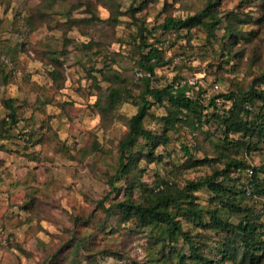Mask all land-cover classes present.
Instances as JSON below:
<instances>
[{
	"label": "rangeland",
	"instance_id": "rangeland-1",
	"mask_svg": "<svg viewBox=\"0 0 264 264\" xmlns=\"http://www.w3.org/2000/svg\"><path fill=\"white\" fill-rule=\"evenodd\" d=\"M209 3L212 13L200 22L147 34L172 59L156 68L154 83L187 78L195 91L239 98L256 86L264 91V0H0V54L10 64L0 63V264H177L189 252L184 236L220 259L216 248L230 234L212 227L215 208L231 223L250 213L264 242V195L244 193L253 168L262 169L264 187L260 98L244 117L259 132L247 135L224 133L219 108L198 124L166 98L151 103L142 121L151 137L136 136L129 171L114 176L143 88L134 73L141 22L185 19ZM231 160L245 167L217 177L231 188L224 201L207 186L187 189ZM157 185L165 200L176 198L168 201L184 232L176 242L166 225L147 224L122 205L152 204ZM187 206L198 209L203 225L183 213ZM257 253L255 264H264V249ZM241 255L211 264H250Z\"/></svg>",
	"mask_w": 264,
	"mask_h": 264
},
{
	"label": "trees",
	"instance_id": "trees-1",
	"mask_svg": "<svg viewBox=\"0 0 264 264\" xmlns=\"http://www.w3.org/2000/svg\"><path fill=\"white\" fill-rule=\"evenodd\" d=\"M211 5L212 4L209 3L207 7L201 9L195 15L189 16L185 19L169 16L166 17L162 23L152 27H148L145 22H141L139 32L136 35V47L140 51V57L136 60L137 66L134 73L136 75L137 72L141 73L137 76L142 81L143 88L139 94L140 104L138 111L130 117L126 138L120 144L119 168L114 176H120L129 171L128 163L133 159L132 146L136 136L147 135L148 137H151L149 132L142 126V121L147 114L148 107L151 103H162L165 98L170 105L188 110L192 116L195 117L198 124L201 123L203 116L208 115V112H206L207 110L211 108L213 110L219 108V112L215 113V115L220 119L221 123L227 124L224 133H227L228 130H243V135H247L250 132H259L258 127L260 125H258V123L251 121L249 124L248 121L244 119V117L249 114V111H253L252 105H250L249 102L253 101L254 98L264 100V91L259 86L252 88L249 92L239 98L232 91L210 93L203 87H200L195 91L193 84H190L188 81L183 82V80L178 82L175 79L163 87H159L154 83L156 68L161 64L172 63V59L164 55L162 48L159 44H157L158 42L160 43L159 40L147 42V34H153L157 32L158 29L162 32H169L172 31V29L179 28L181 26L190 27L194 23L200 22L202 17L212 13L210 7ZM142 48L148 49L146 52H141ZM9 65V60L8 62L1 64V66L4 67ZM8 73L10 72L8 71ZM262 77L264 79V72L262 73ZM221 100H223V104L221 106H224V102L226 101L230 102L227 109L224 107L220 109V107H218ZM6 105L10 109L8 117L15 121V107L10 101H8ZM259 120L262 121L263 117L261 116ZM237 143H239V145H245V143L240 140H237ZM150 154L151 152H149V155ZM152 157L153 156L151 155V158ZM243 166L245 167L244 162L241 161H227L224 168L220 170L215 169L211 174L200 177L198 181L189 182L187 189H196L200 186H207L215 193L216 197H218L220 201H224V194L231 191V188L225 187L222 180H218L217 177H226L228 175V171L232 167L243 169ZM259 170L258 168H253L251 170L249 184L244 189L245 194L264 195V187L261 186L260 179L257 175V171ZM260 171H262V169ZM111 185L113 186V182H111ZM160 186L161 185H157L159 195L154 199L152 204L144 205L128 201L125 203L122 202V205L126 207L125 209L127 211H129V209H133L135 214L141 217L147 224L162 223L166 225L167 230L170 233V241L176 242L177 237L180 234H184L180 220L176 218V213L173 212L168 205V201L170 199L175 200L176 198L165 200L163 197L167 194L164 193L166 189L164 190V187L161 188ZM164 186L167 188L169 187L168 184H164ZM109 195L110 193H108L105 198H108ZM187 197L189 196L187 195ZM225 202H228L227 204L230 203L228 198H226ZM177 207L181 211L183 210L179 206ZM183 213L192 217L191 219L196 221V223L203 225L201 220L202 217L198 213V209L196 207L187 206ZM210 213L212 227L215 229H223L224 232L226 231V233L230 234L225 235V242H221V247L217 246L216 248L217 252L222 255V257L220 259L209 257L207 254L200 251V246H198L196 242L190 239V237L184 236L187 239L189 252L188 254L179 253L177 264H211L216 261H220L223 258H233L239 251L242 253L241 259L243 261H248L250 264L257 263L261 256L257 253V251L264 249V242L259 238V236H255L257 233V223L252 220L250 213L245 214L244 218L240 219L238 223L223 221L219 217L220 209L218 208L210 211Z\"/></svg>",
	"mask_w": 264,
	"mask_h": 264
},
{
	"label": "built area",
	"instance_id": "built-area-1",
	"mask_svg": "<svg viewBox=\"0 0 264 264\" xmlns=\"http://www.w3.org/2000/svg\"><path fill=\"white\" fill-rule=\"evenodd\" d=\"M6 62H8V57L6 55H4V54H0V63L3 64V63H6ZM140 74H141L140 72H137V75H140ZM186 81L189 82V80L187 78L183 80V82H186ZM217 86H218L217 84H214V88H216Z\"/></svg>",
	"mask_w": 264,
	"mask_h": 264
}]
</instances>
